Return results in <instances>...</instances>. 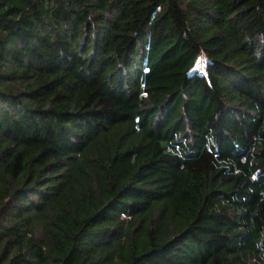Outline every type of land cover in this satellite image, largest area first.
<instances>
[{
    "label": "trees",
    "instance_id": "obj_1",
    "mask_svg": "<svg viewBox=\"0 0 264 264\" xmlns=\"http://www.w3.org/2000/svg\"><path fill=\"white\" fill-rule=\"evenodd\" d=\"M0 264H264V0H0Z\"/></svg>",
    "mask_w": 264,
    "mask_h": 264
},
{
    "label": "rangeland",
    "instance_id": "obj_2",
    "mask_svg": "<svg viewBox=\"0 0 264 264\" xmlns=\"http://www.w3.org/2000/svg\"><path fill=\"white\" fill-rule=\"evenodd\" d=\"M207 64H208L207 58L204 56V54H201L198 58V61L195 64L194 68L197 69L198 71L202 72V73H205L208 76L211 84L214 87H216L214 79L212 77H210L208 74Z\"/></svg>",
    "mask_w": 264,
    "mask_h": 264
}]
</instances>
